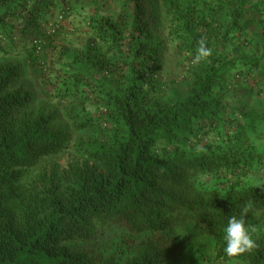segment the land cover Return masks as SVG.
I'll return each instance as SVG.
<instances>
[{"label":"trees","instance_id":"1","mask_svg":"<svg viewBox=\"0 0 264 264\" xmlns=\"http://www.w3.org/2000/svg\"><path fill=\"white\" fill-rule=\"evenodd\" d=\"M73 1L0 0V264H168L181 246L172 231L192 223L223 240L228 218L249 201L245 219L257 229L258 248L236 257L264 264V225L255 224L264 212V179H246L264 164L257 146L264 102L243 109L214 91L260 78L264 53L234 56L228 43L242 38L248 22L264 25V0L217 1L227 12L225 29L201 26L213 54L195 66L198 40L191 38L183 58L193 68L190 88L169 103L152 94L161 50L146 0L84 19L85 66L56 67L45 52V43L56 50L55 33L47 32L55 22L46 14ZM15 53L38 68L47 96L84 99L65 109L66 123L35 105L20 63L5 58ZM65 54L63 47L59 58ZM71 130L91 135L75 141ZM211 132L213 143L203 142ZM204 176L220 182L208 187Z\"/></svg>","mask_w":264,"mask_h":264},{"label":"rangeland","instance_id":"2","mask_svg":"<svg viewBox=\"0 0 264 264\" xmlns=\"http://www.w3.org/2000/svg\"><path fill=\"white\" fill-rule=\"evenodd\" d=\"M46 1V0H45ZM49 1V0H48ZM125 0H76L70 9L65 11L59 7H54L46 14L54 25L48 27L47 32L53 29L55 36L53 38L56 50H52L45 43V52H52V60L58 69H69V65L85 66L82 62L80 49L83 48V42L86 39L84 32V19L98 14L114 15L120 9ZM149 6L148 16L151 23V31L160 48L159 75L156 78L158 89L153 91L154 98L158 101L169 103L176 98L187 94L191 84V65L183 59L190 47L191 38L199 40L201 38V26L207 27L210 31L222 33L228 20L227 12L217 5L220 0H146ZM256 1V0H252ZM169 3V4H168ZM250 17V16H249ZM187 20L188 30L183 28L184 21ZM245 20V17L242 21ZM253 20V19H252ZM86 29V28H85ZM239 38L234 37L228 44L231 45L229 52L232 55H238L240 52H247L251 56L256 53H264V25L258 20H253L245 24L241 29ZM242 40V41H241ZM241 41V42H240ZM244 41H250L244 44ZM44 44V43H43ZM66 48V54L59 58V51ZM6 59L18 62L21 65V82L26 85L35 95V105L47 107L56 112L59 121L66 123L64 111L67 107L79 108L81 100L79 95L70 96L68 100L60 101L47 96L44 88L40 85V72L36 66L30 65L23 55L12 54L5 56ZM2 59V58H0ZM264 66L260 78L248 82V86H240L236 89H228L225 85H218L214 91L223 92L224 102L243 109H252L256 104L264 102ZM55 75V74H54ZM52 74V79L54 78ZM228 78V76H227ZM61 81V79H60ZM261 81V82H260ZM69 82V81H67ZM70 83V82H69ZM120 83V82H116ZM117 85V84H116ZM123 86L122 83H120ZM63 86V84H62ZM119 86V85H117ZM84 87H87L86 85ZM120 87V86H119ZM261 88V89H260ZM259 91V95L256 92ZM222 96V95H221ZM261 104V103H260ZM91 109V108H90ZM263 128L258 129V135H261ZM73 139L79 141L81 138L88 140V131L71 130ZM213 132L207 136H202L203 142L213 143ZM257 146L264 152V136L257 141ZM71 157L76 156L74 151L68 152ZM68 156L61 160L65 164ZM258 166V165H257ZM253 167L247 174L249 181L256 182L264 179V164ZM203 181L207 182L208 187L215 183L219 184V178L208 179L204 176ZM255 224L264 225V212L256 217ZM172 234V235H171ZM174 239H181V246L178 255L174 261L170 260L168 264H246L238 257H228L224 252L225 240L217 241L207 234L201 232L194 224L180 226L171 233ZM185 237V241H182Z\"/></svg>","mask_w":264,"mask_h":264},{"label":"clouds","instance_id":"3","mask_svg":"<svg viewBox=\"0 0 264 264\" xmlns=\"http://www.w3.org/2000/svg\"><path fill=\"white\" fill-rule=\"evenodd\" d=\"M197 45L195 55L192 58L194 66L200 64L213 54L212 48L207 46L206 38L201 37L197 41ZM197 150H199V145H197ZM257 187H261V185H257ZM251 208L252 202H246L239 216L232 215L228 218L227 226L224 229V252L230 258L258 248V244L253 237L257 229L255 226L249 225L245 219Z\"/></svg>","mask_w":264,"mask_h":264},{"label":"built area","instance_id":"4","mask_svg":"<svg viewBox=\"0 0 264 264\" xmlns=\"http://www.w3.org/2000/svg\"><path fill=\"white\" fill-rule=\"evenodd\" d=\"M49 33H53V29H51L50 31H49ZM34 44L36 45V47H37V49H39V46H40V40H34Z\"/></svg>","mask_w":264,"mask_h":264}]
</instances>
